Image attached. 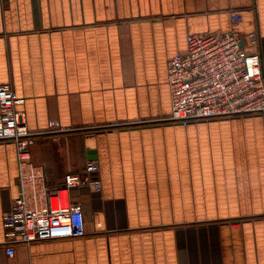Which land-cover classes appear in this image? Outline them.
<instances>
[{
    "label": "crops",
    "instance_id": "obj_1",
    "mask_svg": "<svg viewBox=\"0 0 264 264\" xmlns=\"http://www.w3.org/2000/svg\"><path fill=\"white\" fill-rule=\"evenodd\" d=\"M257 32L264 0H0V85L11 84L50 186L75 189L86 236L4 248L19 196L16 146L0 143V264H264V113L178 124L169 61L187 36Z\"/></svg>",
    "mask_w": 264,
    "mask_h": 264
},
{
    "label": "built area",
    "instance_id": "obj_2",
    "mask_svg": "<svg viewBox=\"0 0 264 264\" xmlns=\"http://www.w3.org/2000/svg\"><path fill=\"white\" fill-rule=\"evenodd\" d=\"M242 15L231 14L224 32L190 34L185 52L168 64L172 112L169 122L189 124L264 113V74L257 32L243 33ZM11 84L0 85V143L16 146L19 196L4 216L8 257L19 245L86 236L84 207L71 200L75 189L100 190L99 166L88 162L83 173H69L50 186L43 166L32 161L36 135L17 109Z\"/></svg>",
    "mask_w": 264,
    "mask_h": 264
}]
</instances>
